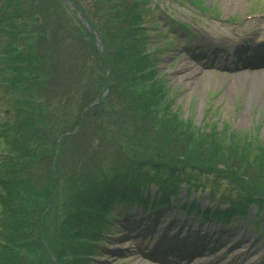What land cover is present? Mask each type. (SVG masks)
I'll list each match as a JSON object with an SVG mask.
<instances>
[{"label":"trees","instance_id":"1","mask_svg":"<svg viewBox=\"0 0 264 264\" xmlns=\"http://www.w3.org/2000/svg\"><path fill=\"white\" fill-rule=\"evenodd\" d=\"M68 1L96 33L101 52L76 14L68 15L62 0H0V85L6 103L0 123V264H21L17 249H32L36 241L30 240L32 227L22 218V202L33 198V205L39 207L53 195L58 177H67L66 183L74 190L66 228L59 236L63 259L59 256L55 262L72 264L73 250L80 243L88 246L74 232L83 236L79 226L91 231L99 220L92 205L99 195L110 191L112 180L123 177L122 186L130 189L132 197L155 186L164 199L176 195L179 183L193 182L204 173L193 174L194 168L177 162L181 156L173 149L165 152L176 164L170 166L131 162L118 151L117 156L107 153L104 102L112 94L129 103L117 92L121 86L112 91L108 78L125 59L128 67L123 74L133 76L148 55L138 39V12L145 0L122 4L119 0ZM132 67L134 71L129 69ZM106 91L109 95L101 100ZM140 120L143 123V117L125 115L124 125L146 144L154 145L156 141L142 135L157 133ZM129 166L132 171L126 170ZM99 174L102 180L97 178ZM236 196L232 206L239 210L243 202L238 201L237 192Z\"/></svg>","mask_w":264,"mask_h":264},{"label":"rangeland","instance_id":"2","mask_svg":"<svg viewBox=\"0 0 264 264\" xmlns=\"http://www.w3.org/2000/svg\"><path fill=\"white\" fill-rule=\"evenodd\" d=\"M126 1L130 0H121V2L119 0L118 3L122 4ZM239 1H241V10L231 8L233 0H190L189 2L187 0H150L145 6L142 5L138 12L141 17L138 39L142 41L140 45L144 44L143 51H146L148 55L141 64L136 66L137 72L133 76L123 74L124 69L128 67L126 59L123 67L118 63L112 69L113 74L110 73L108 78L112 91L116 90L115 87L121 86L117 92H120L122 100H128L129 103H123L118 98L116 100L112 94L107 93L109 100L103 105L104 117H107L103 131L107 149L120 152L130 158L131 162L174 165L175 163L170 162L172 155L165 153L173 149V153L178 152L180 153L178 156H181H175L178 157L177 162L194 168L193 174L203 170L204 175L195 183L204 189H195L187 194L191 195L189 203H195L197 210H192L188 215H186L187 211H180L178 217L187 223L200 225L199 227L212 226L213 230L225 228L229 231L232 229L233 235L227 236L230 239H238L237 233L240 232L245 237L248 236V243L257 238L258 242H251L254 244L252 250L262 253L264 252V219L262 218L264 212L261 208L255 209L251 206L242 210L243 219L233 216L222 220L223 222L215 221L210 217L201 220L200 217H195V214L199 213L201 206L204 209L211 207L215 211L220 208H223V211L230 210L231 208L228 209L226 205H221L225 203L222 200L228 197L234 200L236 192L241 199L249 197L257 199L264 206V106L261 107L250 101L247 107L242 89L240 91L234 89L229 94L231 97H228L226 92L229 91L227 89L234 76L222 74L221 71L204 70L197 63L195 64L186 51L181 49L184 46L191 48L189 42L184 44L176 42L183 32H177L174 27L176 25L171 21L185 22L192 30L209 39L216 35L240 36L244 31L259 29V27L264 29V21H262L264 18L259 19L264 17V0ZM196 4L206 7L208 12L206 13L205 9L197 7ZM67 12L71 15L74 11L69 8ZM209 12H216L217 17L210 15ZM156 19L162 21L163 25L159 27ZM256 25H258L257 28ZM164 29H168V35L174 38L166 40L161 34ZM96 40L98 39H94L95 42ZM106 42L111 43L108 39ZM170 42L173 43V47ZM108 56L112 59L111 54ZM179 62H186L195 69H199L196 73L197 83L194 86H185V80L180 83L172 79L171 74L176 70ZM129 69L135 70L133 67ZM119 83H125V85ZM189 90L191 93L187 95ZM229 98L233 100L231 106L227 105ZM124 112L127 116L143 117V123L142 120L140 123L152 125L153 134H157L144 133L150 136L142 135V137L157 143L146 144L140 136L134 135L127 125H124L126 123L125 115L122 116ZM240 113L247 116L245 127L238 126L236 123ZM132 169L130 166L126 168L128 171ZM65 180L68 181L67 177L57 178L58 184L53 189V195L49 199L42 200L38 204L39 207L33 205L35 202H32L33 198H27L22 202L21 208L28 213L27 215L22 210L25 213L22 218L26 220L28 226L32 227L30 240L34 239L36 242L33 244L31 241L32 249L26 250L25 247L17 249L22 257L21 264H50V262L64 264L63 261L56 263L55 260L62 255L59 236L62 229L66 228L64 223L69 214L68 208L74 190V187ZM123 183V177L112 180L109 192H130V189L122 186ZM181 183L185 186L190 185L188 180ZM208 187L215 193L209 194ZM180 196L182 200L176 204L177 207L184 201L182 195ZM184 198L186 199L185 196ZM235 208L236 206L231 210ZM166 210L157 216L159 223L163 221L168 223L172 220L171 209ZM135 212L136 210L132 215L136 218L135 214L138 213ZM112 213L115 214V212ZM148 214L147 211L142 215L143 222L150 224L152 219L156 220V217L152 214L149 217ZM98 217H100L99 213ZM147 218L150 220H146ZM107 222L104 224L103 221V231L121 230L119 221L112 218ZM251 222L253 223L249 225ZM79 227H82L83 233L88 234L83 226ZM95 229L100 230V224H96ZM205 231L204 228L202 231L198 230L199 234ZM212 232L208 234L211 239ZM74 234L80 241L83 240L82 234L76 232ZM26 243L29 242L26 241ZM231 245H233L232 241L229 246ZM102 247L113 249V246L109 245L104 238ZM247 248L248 245L244 250ZM86 249L80 243V246L73 250L70 254V258L73 255L72 264H149L137 255H123L125 253L114 256L103 255L104 249H98L92 259L85 260L81 255ZM262 255L264 259V253ZM238 261H241V258Z\"/></svg>","mask_w":264,"mask_h":264},{"label":"bare ground","instance_id":"3","mask_svg":"<svg viewBox=\"0 0 264 264\" xmlns=\"http://www.w3.org/2000/svg\"><path fill=\"white\" fill-rule=\"evenodd\" d=\"M241 1L233 0L231 5L232 9L241 10ZM198 69H195L193 66L186 62H179L176 66V70L172 72L173 80L176 82L182 83L184 80L185 86H194L197 83L196 73ZM181 74V75H180ZM234 89L240 91L243 90V98L246 100V106L253 101V103L264 106V75L262 73L255 74H245L235 76L234 79L229 84V87L226 92L228 97H231L229 94L232 93ZM191 91L189 90L187 95H190ZM232 99H228V106H231ZM246 107V108H247ZM246 114L240 113L237 119V125L245 127L247 124ZM192 231H195V228H190ZM209 232V231H208ZM241 234V232L239 233ZM205 260L203 258L201 261Z\"/></svg>","mask_w":264,"mask_h":264}]
</instances>
